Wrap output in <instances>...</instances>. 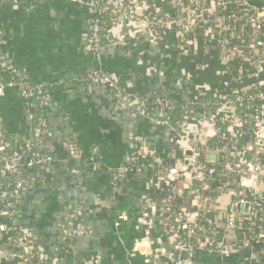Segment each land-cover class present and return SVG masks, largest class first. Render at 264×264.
<instances>
[{
	"label": "crops",
	"instance_id": "obj_1",
	"mask_svg": "<svg viewBox=\"0 0 264 264\" xmlns=\"http://www.w3.org/2000/svg\"><path fill=\"white\" fill-rule=\"evenodd\" d=\"M87 17L84 5L76 2L0 0L1 56L21 68L30 83L45 84L50 98L44 110L46 131L39 134L34 102L21 98L13 86L0 97V119L10 145L30 141L51 158L42 169L25 171L30 183L22 192L15 224L49 264H75L76 255L96 257L97 264H164L151 259L150 252L172 254L162 221L173 177L156 171L155 165L163 160L178 167L186 149L195 150L213 136L211 128L197 124L194 101L215 85L219 59L224 68L225 55L218 56L215 65L198 63L197 54L189 58L181 51L172 32L157 40L130 21L112 28L128 46L106 49L97 61L85 44ZM94 70L109 75L131 99L150 101L157 95L165 108L151 106L147 116L116 110L114 93L90 79ZM163 118L167 124L157 125ZM93 151L99 168H83L80 189L71 166L90 158ZM132 152H137L139 165L130 170ZM205 159L216 169L212 147L206 149ZM251 182L245 177L241 187ZM192 185L189 171L177 188L185 192ZM258 187L264 190L263 184ZM230 200L228 194L218 197L207 215L206 224L216 229L220 246L190 252L191 264H264V218L259 245L244 252L229 250L238 237L222 230L223 210ZM76 207L82 209L79 221L85 233L65 252V230L73 225L68 216ZM13 250L10 244H0V264H19Z\"/></svg>",
	"mask_w": 264,
	"mask_h": 264
},
{
	"label": "built area",
	"instance_id": "obj_2",
	"mask_svg": "<svg viewBox=\"0 0 264 264\" xmlns=\"http://www.w3.org/2000/svg\"><path fill=\"white\" fill-rule=\"evenodd\" d=\"M65 1L84 5L88 16L85 44L97 61L101 60L106 49H124L128 45L124 37L113 38L111 34L112 28L117 27L120 22H135L151 32L157 40L164 39L168 35V25H173L176 36L183 39L184 33L191 32L195 26L212 23L210 9H217L218 16L222 17L220 32L226 33L224 39L227 43L233 40L235 49L232 60L226 62L215 83L220 87L214 85L211 88L213 99H208L206 95L194 103L199 108L197 124L211 128L215 135L212 149L220 169L197 162L198 151L194 148H188L193 150L188 165L184 161L178 167L167 166L163 160L156 162V171H166L173 177V182H176V185L172 183L170 189H173L167 200L177 198L181 202L176 210L171 205L164 206L162 228L176 253L175 258L164 264H181L177 258L187 251L192 252L197 248L213 250L220 246L216 229L206 224L207 215L216 204H211L212 199L203 194L207 190L217 192L219 197L226 194L231 197L223 210L222 230L226 234L238 233V237L229 246V250L254 249L263 238L260 221L264 218V190L258 187L260 184L264 185V7H253L242 0ZM148 4L160 6L155 12H149ZM162 8H169V13H164ZM3 43L0 36V51ZM180 49L187 52L186 47L180 46ZM193 51L196 56V51ZM202 59L203 57H198L197 62L201 63ZM17 75L18 71L13 64L8 63L0 53V97L6 87L13 86L21 98L34 102L40 113L37 132L42 134L46 131L44 110L50 99L48 87L45 84H32L25 76L26 79L16 80ZM90 79L106 85L114 93L115 109L118 111L147 116L151 106L165 108L163 99L157 95H152L150 101L131 99L109 75L99 70H94ZM156 124H167V118L156 120ZM247 128L250 130V139L241 144L239 140L247 134ZM50 161V156L37 151L30 141L25 142L24 148L20 145L11 146L5 139L0 119V244H10L13 247L12 257L19 264H31L34 258L44 259L40 249L35 251L33 245L25 244L27 236L21 233L19 227L17 236H13L11 230L12 226H16L15 216L22 192L30 183L24 178L27 174L25 171L40 170ZM131 161L136 166L139 165L137 152L132 155ZM88 163V167L91 166L94 170L99 168L94 151L88 158ZM129 167L130 170L133 169ZM189 171L192 172L193 185L184 194L178 190L177 185ZM70 174L75 178V185L83 189L82 170L78 166H71ZM119 177L116 171L113 180L117 182ZM245 177L252 180L247 188L241 187V180ZM237 204H241L243 208L247 205V211H240ZM201 214L205 215L202 224L197 220ZM82 215L81 207H76L68 216L73 225L65 230V252L69 251L75 237L85 233L79 221ZM180 234L184 236V240L178 238ZM75 262L97 264L99 259L83 258Z\"/></svg>",
	"mask_w": 264,
	"mask_h": 264
},
{
	"label": "rangeland",
	"instance_id": "obj_3",
	"mask_svg": "<svg viewBox=\"0 0 264 264\" xmlns=\"http://www.w3.org/2000/svg\"><path fill=\"white\" fill-rule=\"evenodd\" d=\"M242 1L253 7H264V0H242ZM168 10L169 8H162V11L164 13H169ZM217 13H218L217 9L215 10L210 9L209 15L212 16L213 22L208 25L200 24V26H195L193 30L191 29L192 30L191 32L188 31V33H184L185 37L183 39L176 36L175 34L176 30L173 25H168L167 27L168 34L172 32L173 34H175L177 39L179 38L178 39L179 46L186 47L187 49L186 53L188 55L187 57L190 58L194 56L195 52L193 50H196V54L199 56V58L203 57L202 59L203 64L205 63V61H207L208 65L209 64L215 65L217 63L216 59L218 58V56L221 57L225 55L224 63L226 64V62L232 60L231 57L235 49V44L233 40H231L229 43H227V40L225 41L224 38L226 36V33L223 34L220 32L222 17L218 16ZM125 22H129V21H125ZM111 32H112L111 34L113 38L122 37V36L115 35L113 31ZM150 34L154 36L151 32ZM189 39H192V40H189ZM127 46H125V48ZM109 49H116V48L113 47ZM221 59L222 58H220L219 60L223 61V59L222 60ZM220 61H219V67H220V73H222L223 68H221L222 63ZM150 253H152L150 255L151 259L152 257H154L157 262L161 259L160 261H163L164 263L165 262L169 263L173 258L176 257V253L173 251V249H172V254H170V256H167L168 254L164 253V251L161 249L152 251ZM189 253L190 252L187 251L185 254L177 258L180 260L181 264H191L190 260H188ZM162 256L164 259H162Z\"/></svg>",
	"mask_w": 264,
	"mask_h": 264
},
{
	"label": "trees",
	"instance_id": "obj_4",
	"mask_svg": "<svg viewBox=\"0 0 264 264\" xmlns=\"http://www.w3.org/2000/svg\"><path fill=\"white\" fill-rule=\"evenodd\" d=\"M159 6H160V5H158V4H153V5L148 4L147 11H149V12H155L156 8L159 7ZM13 66H14L15 69L18 71V75H17V77H16V80H19V79H21V78H22V79H26V78L24 77L23 70H21V68H19V67L16 66L15 64H13ZM215 86H216V87H217V86L220 87L219 85H215ZM215 86H213V87H215ZM212 94H213V89H211V91L209 92V94H207L208 99L212 98ZM152 98H154V96H153ZM212 99H213V98H212ZM250 110H251V109H250ZM39 115H40V113L38 112V113H37V118H36V126H35V128H38V118H39ZM246 130H247V134H245V136L239 140V142H240L241 144H244L246 141H248V140L250 139V134H249V131H250V130H249L248 128H247ZM214 140H215V135H213V136L211 137V139H210L206 144L199 145V146H197V148H195V149L198 150V158H197V162H199V163H201V164H203V165H205V166L210 167L209 163H208V162L206 161V159H205V153H206V149H207V148H211V147H212V144H213ZM20 146L24 148V146H25V142L22 141V142L20 143ZM134 153H135V152H132V155H133ZM132 155H131V157H132ZM129 165H130L132 168H134V167L136 166V163L132 162L131 159H130ZM74 166H78V167L80 168V170H83L84 167H88V166H89L88 158L81 159V160H80V163H77V165L75 164ZM214 167H215L217 170L220 169V167H219L218 165H215ZM37 170H39V169H37ZM0 180H1V177H0ZM176 181H177V180H176ZM116 183H117V182H116ZM173 185H176V182H173ZM171 189H173V188H171ZM189 191H190V188H189L187 191H185L184 194H186V193L189 192ZM203 194L209 196L210 199H212L211 204H212V203L215 204V203L217 202L218 197H219L218 193L215 192V191H212V190L203 191ZM166 205H171V207H172L173 209L176 210V208H178V207L181 205V202L178 201L177 198H174V199H168V200H166ZM168 219H169V218H168ZM197 220L199 221L200 224L204 223V221H205V215L201 214V215L198 217ZM19 232H20V231H19V228H18V227H16V226H12L11 234H12L13 236H17V235L19 234ZM163 232H164V230H163ZM237 234H238V233H237ZM178 238H179L180 240H184V236H183L182 234H180V235L178 236ZM25 244H26V245H29V244H30V245H33V249H34L35 251H36V250H39V248L37 247V245H36V244L32 241V239L29 238V237H26V243H25ZM210 249H212V248H210ZM193 251H194V250H193ZM75 259H76V261L78 262V261L82 260L83 257H81L80 255H76V256H75ZM33 263H38V264H49L50 262H49V259H47V258H44V259L34 258L31 264H33ZM23 264H29V263H23Z\"/></svg>",
	"mask_w": 264,
	"mask_h": 264
},
{
	"label": "water",
	"instance_id": "obj_5",
	"mask_svg": "<svg viewBox=\"0 0 264 264\" xmlns=\"http://www.w3.org/2000/svg\"><path fill=\"white\" fill-rule=\"evenodd\" d=\"M185 155V160H184V164L188 165L191 161L190 157L193 155V150L192 149H186L184 152ZM194 160H196V157H194ZM193 188V187H192ZM238 209L244 210L245 212L247 211V205L244 206V208L241 206V204H237ZM245 251V249H243V252Z\"/></svg>",
	"mask_w": 264,
	"mask_h": 264
}]
</instances>
